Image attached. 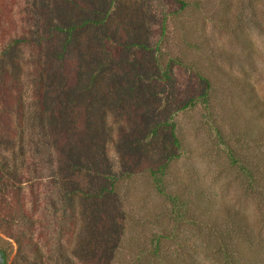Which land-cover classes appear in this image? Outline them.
<instances>
[{
  "label": "rangeland",
  "instance_id": "obj_1",
  "mask_svg": "<svg viewBox=\"0 0 264 264\" xmlns=\"http://www.w3.org/2000/svg\"><path fill=\"white\" fill-rule=\"evenodd\" d=\"M184 2L0 0L8 264L264 254V0Z\"/></svg>",
  "mask_w": 264,
  "mask_h": 264
},
{
  "label": "trees",
  "instance_id": "obj_2",
  "mask_svg": "<svg viewBox=\"0 0 264 264\" xmlns=\"http://www.w3.org/2000/svg\"><path fill=\"white\" fill-rule=\"evenodd\" d=\"M179 2H182L183 4H185V2H184V0H178ZM48 21H49V23L51 24V25H54L55 23H54V21H51L49 18H48ZM90 23V22H92L91 20H90V18H88L87 20H85L84 21V23ZM64 23H66V21L64 22ZM85 24V25H86ZM55 26V28H57V33H58V31H60V32H62V33H64V35H66L67 36V40L66 41H64V44H63V46H62V50H61V54H58L59 56H60V58H62L61 59V61H63V60H65L67 63H68V61H69V63H70V65H71V62H70V60H69V58L71 57V59H72V55L73 54H78V48L76 49L75 48V46H74V40H73V35H74V33L76 32V30H77V26H75L74 24L73 25H70V24H64V25H60V24H55L54 25ZM242 48L244 49V50H246V52H247V54H248V56H251V53H252V48H251V46L249 45V44H246V45H244L243 44V46H242ZM70 52V56L68 55L67 56V53H69ZM67 56V57H66ZM69 57V58H68ZM74 58V60H75V57H73ZM63 63H64V61H63ZM78 69H79V66H77V65H75ZM169 74V71H166V75H168ZM203 79H205L206 80V82H207V84H208V86H211V84H210V80H208V79H206L205 77H202ZM39 95L41 96V100L43 101V104H42V107H43V112L45 111V100L46 99H44L45 98V96H46V94H47V90H44V89H42V87H40V90H39ZM207 93L206 94H204V96L205 97H207ZM85 115V114H84ZM65 117H68V115L67 116H65ZM85 117V119H86V116H84ZM52 119L54 120L55 118H54V116H52ZM87 120V119H86ZM79 123V129L81 130V132L82 133H88V135H90L91 134V131H90V129H88V130H86L85 128V124L87 123V122H85V121H83L82 119H80V122H78ZM82 124V125H81ZM84 124V125H83ZM46 130V129H45ZM56 130H58V128H56ZM68 132L69 131H71V129L70 130H68V129H66ZM66 134H68L67 135V137H69V136H71L72 134H70V133H66ZM65 134V135H66ZM89 138L88 139H92V137L91 136H88ZM2 182H3V175L1 174V172H0V192H1V190H3L2 188H1V185H2ZM158 183L159 184H157V186H161L162 184H161V181L160 180H158ZM162 193H165V191L161 188V190H160ZM74 218H75V216H74ZM74 223H75V219L72 221V228L70 229V232H74L75 231V229H74ZM6 248H5V246H3V244H2V242H1V239H0V264H8V256H7V252H6V250H5ZM240 256H241V259H242V254H241V252H240ZM264 254H263V252L262 251H259V252H257L255 255H253V257L252 258H246V259H244V260H246L247 262L246 263H248V264H258V263H260V262H262V260H263V262H264ZM257 258V259H256ZM38 259H39V257H36L35 259H34V261H38Z\"/></svg>",
  "mask_w": 264,
  "mask_h": 264
}]
</instances>
